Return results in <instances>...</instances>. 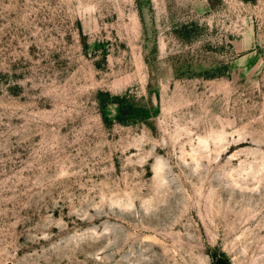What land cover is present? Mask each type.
I'll return each mask as SVG.
<instances>
[{
  "label": "rangeland",
  "instance_id": "374dc122",
  "mask_svg": "<svg viewBox=\"0 0 264 264\" xmlns=\"http://www.w3.org/2000/svg\"><path fill=\"white\" fill-rule=\"evenodd\" d=\"M0 264H264V0H0Z\"/></svg>",
  "mask_w": 264,
  "mask_h": 264
},
{
  "label": "trees",
  "instance_id": "16d2710c",
  "mask_svg": "<svg viewBox=\"0 0 264 264\" xmlns=\"http://www.w3.org/2000/svg\"><path fill=\"white\" fill-rule=\"evenodd\" d=\"M125 100H126V99H125ZM125 100H119V102L121 103L122 108H124V103H126ZM119 119H120V118H119Z\"/></svg>",
  "mask_w": 264,
  "mask_h": 264
}]
</instances>
